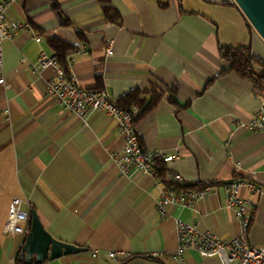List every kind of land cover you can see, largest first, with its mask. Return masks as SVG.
Returning a JSON list of instances; mask_svg holds the SVG:
<instances>
[{"label":"crops","instance_id":"1","mask_svg":"<svg viewBox=\"0 0 264 264\" xmlns=\"http://www.w3.org/2000/svg\"><path fill=\"white\" fill-rule=\"evenodd\" d=\"M110 5L118 22L107 19L99 0H21L7 12L10 20L29 27L4 44L0 264H178L175 222L155 207L177 174L183 186L211 183L217 189L192 208L170 206V213L223 240L240 231L225 186L234 179L253 182L261 191L243 186L240 195L257 203L249 237L253 245H264V132L241 125L261 107L264 93L220 55L221 46L247 47L264 61V39L234 0H111ZM35 30L43 42L33 39ZM52 39L71 46L67 62L82 87L106 89L118 102L134 90L145 92L146 100L151 91L161 94L160 104L136 129L147 151L178 155L158 162L165 175L122 176L109 155L123 144L116 120L91 111L86 127L47 94V80L56 72L35 67L42 51L56 53ZM16 197L30 201L56 239L84 250L18 263L25 239L4 230ZM111 250L117 259L109 257ZM185 256L189 264H222L193 250Z\"/></svg>","mask_w":264,"mask_h":264},{"label":"built area","instance_id":"2","mask_svg":"<svg viewBox=\"0 0 264 264\" xmlns=\"http://www.w3.org/2000/svg\"><path fill=\"white\" fill-rule=\"evenodd\" d=\"M21 0H0V85L6 86L5 79V48L7 40H12L18 31L29 27L28 24L12 21L8 18L9 8ZM33 39L37 43L44 40L41 31L35 30ZM82 50H77L80 53ZM107 54H113L108 48ZM72 64L65 69L59 64L57 53L49 54L42 51L39 55L35 70L53 68L56 75L47 80L46 92L54 97L60 106L78 117L81 122L89 127L87 118L91 111H103L110 118L116 120L117 128L122 137V147L110 152V159L117 167L119 173L124 177H131L134 172H141L145 175L158 177L157 162H168L178 157L177 154H166L161 150L147 151L140 139L136 129L135 119L139 109H124L112 94L106 89L84 88L76 77L71 73ZM5 113H9L6 108ZM243 127L254 131L264 132V101L261 107L256 110ZM240 163L237 168L240 169ZM183 178L180 175L172 176L170 184L163 190L155 201V207L163 217H171L176 225L178 246L174 258L178 264H189L185 253L193 250L203 257H218L222 264H264V245L255 246L250 242V229L256 212L257 203L249 198L240 195L243 186L256 192L261 189L251 181L234 179L225 186L227 205L235 212L240 225L239 233L230 240H223L209 231L201 230L196 224H191L170 213V206L181 205L192 208L198 200H201L216 191L217 186L205 183L202 186L184 189ZM28 209H24L23 205ZM31 204L28 199L16 197L12 200L5 223V232L8 235L20 234L27 237L31 227ZM111 259H117V252H108ZM93 257L97 252H93ZM10 264H15L11 262Z\"/></svg>","mask_w":264,"mask_h":264},{"label":"trees","instance_id":"3","mask_svg":"<svg viewBox=\"0 0 264 264\" xmlns=\"http://www.w3.org/2000/svg\"><path fill=\"white\" fill-rule=\"evenodd\" d=\"M104 4L105 15L108 20L112 22H118L120 16L118 12L110 5L111 0H99ZM51 45L56 51L58 55L59 64L67 69V54L71 50V46L64 41L59 39H52ZM220 55L226 60L230 69L238 73L241 77L246 78L249 82L253 84L254 89L258 93H264V61L254 55L250 48L247 47H220ZM173 94L177 93L176 89H172ZM143 93L140 90H134L124 96L119 104L126 110H132L133 106H137L140 108V113L137 115L135 119V123L144 118L147 114L152 112L161 101V94L156 91H151V98L146 100L143 98ZM173 100V96L171 98ZM156 167L161 176L164 174V169L161 168L159 163H156ZM170 184V182H169ZM203 184H199L196 186H182L184 189L194 188L198 186H202ZM22 252V249H21ZM18 263L27 262L24 255H21L17 259ZM28 263V262H27Z\"/></svg>","mask_w":264,"mask_h":264},{"label":"water","instance_id":"4","mask_svg":"<svg viewBox=\"0 0 264 264\" xmlns=\"http://www.w3.org/2000/svg\"><path fill=\"white\" fill-rule=\"evenodd\" d=\"M250 24L264 39V0H234ZM84 248L56 239L44 226L36 210L31 211V227L24 240L22 254L27 262L48 259L83 251Z\"/></svg>","mask_w":264,"mask_h":264}]
</instances>
